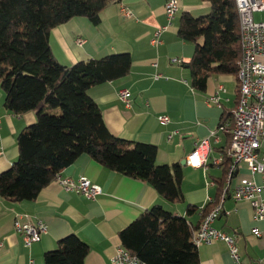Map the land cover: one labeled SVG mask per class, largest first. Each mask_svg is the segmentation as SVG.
<instances>
[{"label":"crops","instance_id":"crops-1","mask_svg":"<svg viewBox=\"0 0 264 264\" xmlns=\"http://www.w3.org/2000/svg\"><path fill=\"white\" fill-rule=\"evenodd\" d=\"M179 2L180 9L161 34L160 44H153L152 38L158 27L169 23L166 0H114L101 12L99 24L75 17L52 29L50 45L55 58L67 66L113 53L131 54L133 63L128 75L95 85L89 94L101 107L114 135L156 144L159 163L182 166L184 199L170 202L149 183L110 170L84 155L60 175L75 180L86 176L99 184L103 192L96 199L65 190L57 179L32 201L12 202L0 197V264H44V254L56 249L58 241L70 234L89 244L86 264H113L122 245L119 232L145 210L161 205L186 217L195 228L203 220L204 207L209 205L211 210L218 204L222 206L221 213L212 225L234 237L245 264H264V238L252 233L254 227L264 230V219H255L249 200L235 197V188L242 179L261 182V178L253 176L245 162L237 163L228 176L231 134L220 128L224 117L230 116L239 103L238 74L212 75L203 91L192 86L187 63L195 45L179 36V24L183 13L194 16L210 8V4L204 0ZM121 4L131 10V16L122 12ZM255 18L263 19L264 13L257 12ZM78 37L86 42L78 45ZM172 58L178 61L172 62ZM121 89L130 91V107L120 99ZM215 93L219 103L210 104L208 100ZM5 97L0 84V173L18 159L17 137L36 121L34 111H10ZM161 115H168L170 122L161 123ZM204 138H209L212 146L205 165H183ZM260 151L264 154V136ZM209 181L213 184L209 185ZM189 206L196 211L189 214ZM19 215L25 216L23 222L42 220L46 224L47 231L39 241L26 245L23 234L14 227ZM198 248L201 264H235L225 241L202 243Z\"/></svg>","mask_w":264,"mask_h":264},{"label":"trees","instance_id":"trees-1","mask_svg":"<svg viewBox=\"0 0 264 264\" xmlns=\"http://www.w3.org/2000/svg\"><path fill=\"white\" fill-rule=\"evenodd\" d=\"M112 1L0 0V84L5 106L15 114L36 113V121L17 137L18 159L0 173V197L12 202L35 200L66 167L86 155L110 170L149 183L170 202L184 199L182 166L159 163L156 144L114 135L89 94L95 85L128 75L131 54L113 53L67 66L52 52V29L75 17L99 24L101 12ZM204 1L210 12L198 17L183 13L178 29L183 40L195 45L187 65L192 86L200 91L212 75L237 73L241 56L236 0ZM227 161L229 171L232 158ZM187 210L191 214L196 208ZM209 211L207 205L203 214ZM198 227L155 205L122 229L119 237L147 264H201L193 242ZM89 251L87 242L70 234L44 254V264H86Z\"/></svg>","mask_w":264,"mask_h":264},{"label":"built area","instance_id":"built-area-1","mask_svg":"<svg viewBox=\"0 0 264 264\" xmlns=\"http://www.w3.org/2000/svg\"><path fill=\"white\" fill-rule=\"evenodd\" d=\"M240 25L241 56L238 60L239 79V103L233 110L230 119L225 125L220 126L222 130L231 134L229 157L232 164L229 169L230 177L239 162L248 164L251 174L261 178V182L254 179H242L235 188L237 200H249L254 208L256 220L264 219V154L261 153V141L264 136V18L256 19L257 12L264 13V0H236ZM180 9L179 0H166L165 12L169 23L160 26L154 32L153 44H160L161 34L169 28L171 21L176 17ZM121 10L126 16H131L132 12L125 5L121 4ZM86 39L76 38L78 45H83ZM172 62H177V58H172ZM120 99L131 106L130 91L121 89ZM210 104L219 103L218 93H215L208 100ZM163 124L170 122L168 115L158 117ZM175 133V132H174ZM209 138L200 140L194 150L187 156L186 163L194 168H201L205 165L211 151ZM3 150L0 147V155ZM56 179L65 190H76L88 199H96L102 194V187L82 176L75 180L71 177L58 175ZM213 182L209 181V185ZM221 204L213 207L203 216L199 227L193 233V242L200 246L202 243H211L215 240L225 241L229 246L230 256L235 264H245L242 261L239 247L234 237L227 232L215 228L212 223L221 213ZM25 216L19 215L14 220L15 229L23 234L26 245H31L41 239V235L47 231V226L42 220L37 222L25 221ZM252 233L257 238H264V230L254 227ZM113 264H147L138 255L132 254L123 245L117 249L113 258ZM262 264V263H261Z\"/></svg>","mask_w":264,"mask_h":264},{"label":"rangeland","instance_id":"rangeland-1","mask_svg":"<svg viewBox=\"0 0 264 264\" xmlns=\"http://www.w3.org/2000/svg\"><path fill=\"white\" fill-rule=\"evenodd\" d=\"M209 12H210V8L207 7V9H205L203 13H196L194 16H195V17H198V16H200V15H206V14H208ZM54 113H55V114H58V113H60V111H59V110H55Z\"/></svg>","mask_w":264,"mask_h":264},{"label":"water","instance_id":"water-1","mask_svg":"<svg viewBox=\"0 0 264 264\" xmlns=\"http://www.w3.org/2000/svg\"><path fill=\"white\" fill-rule=\"evenodd\" d=\"M182 164L185 165L186 164V161L185 162H182Z\"/></svg>","mask_w":264,"mask_h":264}]
</instances>
